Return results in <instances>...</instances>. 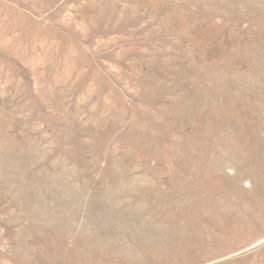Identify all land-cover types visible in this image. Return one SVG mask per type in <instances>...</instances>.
I'll return each instance as SVG.
<instances>
[{
    "label": "rangeland",
    "instance_id": "374dc122",
    "mask_svg": "<svg viewBox=\"0 0 264 264\" xmlns=\"http://www.w3.org/2000/svg\"><path fill=\"white\" fill-rule=\"evenodd\" d=\"M0 264H264V0H0Z\"/></svg>",
    "mask_w": 264,
    "mask_h": 264
}]
</instances>
